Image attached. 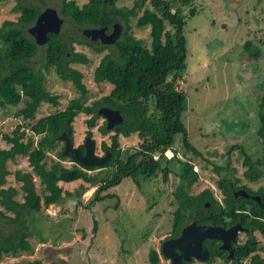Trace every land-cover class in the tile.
Segmentation results:
<instances>
[{
  "label": "trees",
  "instance_id": "trees-1",
  "mask_svg": "<svg viewBox=\"0 0 264 264\" xmlns=\"http://www.w3.org/2000/svg\"><path fill=\"white\" fill-rule=\"evenodd\" d=\"M16 1L13 11L20 12L17 20L5 19L0 23V109L10 111L15 107L12 112L14 126L4 129L3 124L0 125V142L6 145L0 147V259L4 255L31 251V239L34 237L41 243L46 242L37 224L53 220L55 215L44 212L45 208L61 204L67 195L72 194L64 185L77 181L80 182L79 193L88 186H97L93 201H101L115 196L105 192L124 178L133 180L140 187V179L149 180L159 171L165 177L168 173L175 175L179 184L173 191V203L178 207L174 228L182 221L183 211L184 223L194 220L196 223L219 224L225 223L228 215L246 203L252 205L253 213L264 217L263 207L251 199L235 198L232 193L240 187L231 181L236 172V167L231 166L233 155L239 154L243 158L245 170L242 174L249 182H255L263 175L259 168L261 162L254 160L253 146L246 144V140L231 145L226 151V163L218 165L187 140L182 118L187 109L186 93L177 88L176 81L182 78L181 73L186 67L183 26L187 16L194 14V9H189V15L183 14L177 0H150L149 7H145L146 0H133L129 6V3H119V0H87L82 5L75 0H61L58 14L77 33L78 27H98L113 21L123 26L122 35L113 49L101 57L92 72L95 83H108L111 90L87 103L89 91L83 82L84 73L75 65L87 64L89 58L84 52L75 51L73 42L83 43L96 53L108 46L75 37L66 44L61 31L59 34L48 33L47 42L39 53L38 45L28 34L26 26L34 23L41 7L28 0ZM181 1H184V6L189 3V0ZM147 26L150 28L149 46L133 34L134 30ZM242 46L249 58L264 61L261 59L264 48L250 41ZM37 55L40 59L32 60ZM49 76L70 82L75 96L67 100L64 108L37 117V110L43 102L54 106L60 104V95L47 84ZM100 107L119 110L123 116V121L111 129L110 143L102 142L101 145L112 153L108 163L85 167L70 157L62 156L64 141L59 138L62 132L73 138V121L79 113L90 115L86 123L89 128L93 127L96 117L100 116L97 112ZM257 108L255 130L252 128L245 133L251 132L257 144L264 148V95ZM98 129L101 132L107 130L104 124ZM133 133L138 135L139 144L133 152L125 153L119 138ZM87 134L91 136V130ZM178 134L181 135L180 143L175 141ZM78 147L83 153V144ZM177 147L184 155L183 161L176 157ZM168 149L173 152L170 158L164 154L158 160L152 158L153 154ZM53 155L56 160L52 159ZM17 156L26 157L29 168L10 170L7 162L14 161ZM66 159L74 162L73 166L64 165L62 160ZM201 159L217 173L216 187L225 198L224 204L218 203L209 187L193 193L192 186L199 177L194 166L198 163L201 169ZM98 168L107 170L104 176L88 173ZM8 176L13 177L15 184L7 180ZM34 176L38 178L39 188ZM241 187L259 195L264 203V186L256 190L247 185ZM205 202H209V206H205ZM153 205L151 202L148 207ZM244 224L257 229L264 237V222L254 218L250 223L244 220ZM257 246L256 240H250L238 247L237 256L243 258L256 251L255 257L264 264V244ZM258 251L262 252L261 255ZM147 260L150 264L158 263L156 250L149 249ZM25 264H42V261L35 259Z\"/></svg>",
  "mask_w": 264,
  "mask_h": 264
},
{
  "label": "rangeland",
  "instance_id": "rangeland-1",
  "mask_svg": "<svg viewBox=\"0 0 264 264\" xmlns=\"http://www.w3.org/2000/svg\"><path fill=\"white\" fill-rule=\"evenodd\" d=\"M28 1L39 5L41 10L51 6L58 11L61 5V0ZM75 1L82 5L87 0ZM132 1L119 0V3H129V6ZM149 1L146 0L145 7H149ZM16 2V0L0 2V23L5 19L17 20L20 12L13 11ZM22 2H26V0H22ZM250 4L251 2L248 0H189V3L184 6V1L177 0V6L181 8L183 14L189 15V9H194V14L187 16L183 26L186 40V67L181 73L182 78L177 80L176 84L178 89L186 93L187 109L183 112L182 118L187 129L188 142L194 145L199 152L207 155L209 160L215 164L224 165L228 147L246 140V144L249 143V146H253L254 160L261 162L259 168L263 175L257 181L250 182L252 183L251 187L256 188L260 185L264 186V148L261 144H257V140L251 132L245 133V131L252 128L255 130L254 118L258 111L257 103L264 95V61L249 58L242 46L247 27L244 22L248 20L245 12L247 13L251 9ZM260 13L264 17L263 12L260 11ZM62 31L66 44L71 37L82 39L79 32L77 33L68 22H64ZM149 31L150 28L147 26L144 29L134 30L133 34L149 46ZM73 47L75 51H82L89 58V63L75 66L84 73L83 82L89 91L86 100L87 103H91L111 90V85L108 83H95L92 79V72L101 57L113 49V46L100 53H96L84 45L75 44ZM38 50L40 53L43 47ZM35 59L39 60L40 56L32 58V60ZM47 84L54 93L60 95V104L54 106L43 102L37 110V117L64 108L67 100L75 96V90L68 81L49 76ZM14 109L15 107L10 108V111L0 109V125L3 124L4 129L6 127L11 129L14 126L15 119L12 115ZM89 117L90 115L79 113L74 118V146L83 144L88 135L87 131L91 130V137L96 143L95 152L101 156L104 150L101 146L102 142L108 145L112 132L111 130L101 132L98 129L100 125L104 124L105 126L106 124L101 115L96 117L95 125L89 128L86 123V119ZM247 127L248 129H246ZM175 141L180 143V134L175 136ZM119 144L125 153L133 152L139 144V137L136 133L127 137L120 136ZM4 146L6 145L0 142V147ZM178 148H175L178 151L176 157L183 161L184 155ZM51 157L56 160L54 155ZM242 161L243 158L239 154H235L231 158V166L236 167L235 175L243 177V181L247 182L248 179L242 174L245 170ZM200 162L203 164L201 169L198 163L194 166L199 177L192 186L193 193H198L203 188L209 187L214 196L220 199L222 196L216 187L217 173L207 162L202 159ZM62 163L68 167L74 164L69 159L62 160ZM7 165L10 170L29 168L27 158L21 156H17L14 161H8ZM105 171L107 170L98 168L90 170L88 173L104 176ZM7 180L15 184L12 176H8ZM33 180L39 188L38 178L34 176ZM156 181L159 182V178L147 180L140 190L136 189L138 187L133 180L124 178L120 184L105 192L115 196L106 198L98 202L97 205H95V201L91 202L97 186H88L85 191L79 193V181L65 184L64 188L69 189L72 194L67 195L61 204H51L45 208L44 212L55 215L53 220L47 219V221L37 224V229L43 234L46 242L41 243L37 237H34L31 239V251L10 256L4 255L0 259V264H25L35 259H41L42 264H72L73 262L74 264H83L81 261L77 263L80 256L75 257V260L73 258L68 263L67 260L71 256L70 252L72 251V255L75 254L74 250L82 247V243L87 240V238H82L89 233L91 228L87 221L92 219H95L99 224L97 233L102 239V243L99 245L102 246L100 252L103 251V256L107 257V260L105 258V262L102 261V264H110L111 261L115 264H133L134 261L137 264H150L147 260V247H158L159 237H162L166 232L163 230L157 235L152 232L155 225L161 221L159 217L157 223L153 222L155 213L157 211L160 213L162 209H165L163 201H157L151 208L145 202V198L148 202L160 199L161 190H150ZM169 181L177 182L176 176L169 177ZM140 182L143 180L140 179ZM140 198L142 201L139 200ZM90 205H93L92 216L91 212L88 214ZM113 206L117 208H113ZM67 215H70L69 219ZM190 221L187 220L186 223ZM119 242L123 244L122 247L119 246ZM158 264L168 263L160 260Z\"/></svg>",
  "mask_w": 264,
  "mask_h": 264
},
{
  "label": "flooded vegetation",
  "instance_id": "flooded-vegetation-1",
  "mask_svg": "<svg viewBox=\"0 0 264 264\" xmlns=\"http://www.w3.org/2000/svg\"><path fill=\"white\" fill-rule=\"evenodd\" d=\"M249 1L251 2V4H250L251 9L249 11L246 10L247 13L244 11L245 14L248 16V20L246 22H244V25H246L247 27H246V33H245L243 40H245L244 43L246 41H250L253 45L258 46L261 49H263L264 48V43H263L264 42V17L260 13V11L263 12V14H264V0H248V2ZM117 25H119V26H117ZM105 26L108 28L109 33L118 31V33H119L118 39L121 37L122 32H123V26L121 23L115 22V21L108 22L106 24L98 26V28L99 27H105ZM86 27L87 28H97V27H93V26H86ZM81 28H83V27H78V30H79L78 32L82 36V39H83V38H85V36H83L80 33ZM249 36H251V37L248 38ZM95 43H98V42L95 41ZM75 44H77L79 46H82V45L86 46L83 43H77L74 41L73 45H75ZM114 44H109L107 46L109 48V47L114 46ZM261 59H264V55H262ZM263 69H264V65H263ZM252 70H254V68H252ZM106 151H108V150L104 149L102 155H104V153ZM181 170L184 171V169H181ZM171 176L172 175H170V173H168V176L165 177V176H163V172L159 171L157 173H154V177H152L154 179L159 178L160 181L154 182L151 190H153V191L161 190L162 191V194H160L161 196L159 197L160 199H157V200L153 199L152 203L156 204L157 201L162 200L164 205H165V209L161 210L162 212L159 213L157 211L155 213V221L153 220V222L157 223V220L159 219V217H160L161 221H160V223H157L155 225L152 232H154V234H156V235H157V233H159L160 231H163V230L166 232H164V235L162 237H159L158 247H154V246L147 247V254H148L150 248H153L154 250H156V252L159 256L158 263L160 262V260H162V261H166L168 264H170V260L165 258L162 254V251H161L162 242L166 239H169V238L179 237L181 230L184 228V226L189 224L191 221H194V220H191L190 222L184 223V211H183L182 221L178 225H176V228H174V221H175L176 211H177L178 207H177L176 203L175 204L173 203V201L175 200L174 195H173V191H174L175 187H177V185L179 184V181H178L177 176H176L177 182L169 181V177H171ZM232 177L233 178L231 181L235 182L234 185L238 184L237 186H240V187H237L236 189H234L232 191L233 196L235 198L238 196H241V197H244L246 199H251V200L255 201L260 206V204L253 198L255 196H258L260 198V196L257 194L249 193L245 188H242L241 185H247L254 190H256L259 186H257L256 188H253V187H251L252 183H250L249 181H247V182L243 181V177L237 176V175H234ZM237 178H239V179H237ZM145 182H147V180H143V182H141V186L136 188V189L141 190V188H142L143 184H145ZM182 184H183L182 194H183V199H184V180H183ZM230 186L233 187L232 185H230ZM260 186H263V185H260ZM218 190L220 192V195L222 196L220 199L217 197L218 203L224 204L225 198L223 199V197H224L223 194L221 193L220 189H218ZM239 191L244 192L245 195H247V196H245V195L242 196V194L236 195V193H239ZM106 198H109V197H106ZM106 198H103L102 200H104ZM139 200L142 201L141 198ZM260 200H261V198H260ZM92 201H93V199L91 200V202ZM98 202H100V201H95V205H97ZM145 202H147L148 205L151 204V202H148L147 198H145ZM145 202H144V204H146ZM77 203L79 204V202H77ZM206 203H208V206H209V202H205V204ZM261 203H262V201H261ZM262 204L264 205V203H262ZM93 205H90L89 210H88V214H89V212H91V214H90L91 216L93 214V208H92ZM239 207L240 208L236 209L232 215L230 214V215H228L227 218L225 217L226 218L225 223L212 224V225H220L224 229H228L229 227H232L236 224L239 225V227L237 228V230L235 232V236H234L235 238L229 240V245L231 247V251H230V249L226 250V249L221 248V244H222L221 240L206 239L203 241L205 247L208 249V252H209V256H208V259L206 261H201V260H198L197 258H195L193 256H190L189 259H185L182 257L180 259L179 264H260L259 259L257 257H255L256 251L251 252L246 257L240 258L237 256V249L239 246L246 244L250 240H253V241L256 240V243L258 244V246H257L258 248H259V246H262L264 244V237L262 236V234L257 229H254L252 226H247L244 224V220L246 221V223H250V222H252V219H254V218L264 222V217L253 213L251 210L253 207L249 203L242 204ZM113 208H117V207L113 206ZM104 209H105V207H104ZM113 211H115V210H113ZM247 215H250V217L248 218ZM67 216L69 219L70 215H67ZM87 223L90 224L91 229H90V231H88L89 233L84 238H82V239L87 238V240L85 241V243H82V247H80L79 249L76 248L74 250L73 253L77 254V256H75V254L72 255V251L70 252L71 256L67 260V263L72 261L73 258L75 260L76 259L75 257H78V256H80V258L77 261V263H79L81 261L83 264H102V261L105 262L104 261L105 258L107 260V257L103 256V254H102L103 251L100 252L102 249L101 248L102 246H99V245L102 243V239L99 237V235L97 233V227L99 226L98 222L95 219H92L90 221H87ZM198 224H210V223H198ZM80 236L82 237L83 234ZM119 246L120 247L122 246V244L120 242H119ZM175 251L177 253H179V250L177 248L175 249ZM258 253L260 254L262 252L258 251ZM102 256H103V258H102ZM108 261H109V258H108ZM72 264H74V262ZM110 264H115V263L113 261H111ZM133 264H137V263L134 261Z\"/></svg>",
  "mask_w": 264,
  "mask_h": 264
},
{
  "label": "water",
  "instance_id": "water-1",
  "mask_svg": "<svg viewBox=\"0 0 264 264\" xmlns=\"http://www.w3.org/2000/svg\"><path fill=\"white\" fill-rule=\"evenodd\" d=\"M63 22L64 18L58 14L56 8L47 6L40 11L34 23L27 28V32L33 37L35 43L41 46L47 42L48 33H60ZM80 33L88 40L96 41L103 45L114 44L119 37L118 31L109 33L106 26L99 28H81ZM97 112L99 115L103 116L106 122L105 128L107 130L113 129L114 126L123 121V116L119 110L109 107H100ZM59 138L64 141L62 156L70 157L85 167L104 166L112 156L110 151H106L104 155L101 156L97 155L95 152V140L90 135H87L83 142V153L80 151L79 147H74L73 138H70L65 132H62ZM238 194H242V196L245 195L242 191L236 193V195ZM253 198L264 208L258 196ZM205 206H208V203H206ZM238 227L239 225L236 224L228 229H224L220 225L198 224L195 221H191L184 226L179 237L164 240L162 242L161 251L163 256L170 260V264H179L182 257L189 259L190 256L201 261H206L209 252L203 241L206 239L221 240V248L226 250L230 249L231 251L229 240L235 238V232ZM176 248L179 250V253L175 251Z\"/></svg>",
  "mask_w": 264,
  "mask_h": 264
},
{
  "label": "built area",
  "instance_id": "built-area-1",
  "mask_svg": "<svg viewBox=\"0 0 264 264\" xmlns=\"http://www.w3.org/2000/svg\"><path fill=\"white\" fill-rule=\"evenodd\" d=\"M161 154H164V156H166V157H170V156H172L171 150L168 149V150H166V151H164V152H160V153H155V154H153V155H152V158H153L154 160H158V159H160Z\"/></svg>",
  "mask_w": 264,
  "mask_h": 264
},
{
  "label": "clouds",
  "instance_id": "clouds-1",
  "mask_svg": "<svg viewBox=\"0 0 264 264\" xmlns=\"http://www.w3.org/2000/svg\"><path fill=\"white\" fill-rule=\"evenodd\" d=\"M32 24H33V23H32ZM63 24H64V22H63ZM62 26H63V25H62ZM27 28H28V27H27ZM83 28H85V27H83ZM61 31H62V29H61ZM61 31H60V32H61ZM28 34H29V33H28ZM29 35H30V34H29ZM31 37H32V36H31ZM32 38H33V37H32ZM45 44H46V43H45ZM45 44H44V45H45ZM44 45H41V46L38 45V48H40V47H42V46H44ZM74 147H78V146H74ZM169 150H170V149H169ZM171 153H172V155H173L172 150H171ZM170 157H171V156H170ZM170 157H167V158H170Z\"/></svg>",
  "mask_w": 264,
  "mask_h": 264
}]
</instances>
